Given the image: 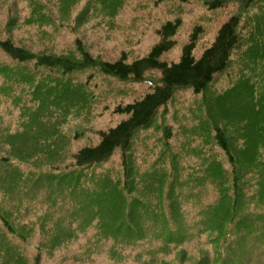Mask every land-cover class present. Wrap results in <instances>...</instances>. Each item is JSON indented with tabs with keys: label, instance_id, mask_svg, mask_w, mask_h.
Returning a JSON list of instances; mask_svg holds the SVG:
<instances>
[{
	"label": "rangeland",
	"instance_id": "rangeland-1",
	"mask_svg": "<svg viewBox=\"0 0 264 264\" xmlns=\"http://www.w3.org/2000/svg\"><path fill=\"white\" fill-rule=\"evenodd\" d=\"M116 1L119 4H113ZM211 1L214 0L164 2L156 6L159 0H9L14 8L0 17V39L12 37L18 47L34 53L78 54L81 46L90 55L105 61L114 62L123 53L133 60L149 54L158 41L155 32L161 25L180 18L182 25L174 39L176 45L162 56L163 61L176 63L194 34L198 37L194 56L199 58L213 42L218 29L232 16H240L244 40L258 23L264 27V0H256L247 10L240 0H231L226 7L218 9L209 8ZM16 15L19 20L9 32L8 24ZM244 44L235 54L232 68L219 79L212 93H217L214 90H220L221 86L228 89L237 75L244 73V65L239 69L238 62L248 47ZM0 59L4 58L0 56ZM1 66H9V69L0 70V89L8 87L0 91L7 98L6 104L0 102V197H8L0 198V264H32L36 253H40L41 264H196L200 250L207 249L200 246L195 250L192 245L199 244L198 240L193 241L186 253L177 251L170 258L156 261V254L160 252L154 241L144 239L127 244L113 236L115 226L111 218L119 214L118 208L113 207L116 198L95 202L89 199L95 196L94 188L84 193L81 186L70 195L66 182L56 186L49 175L38 173L45 164H55L43 152L42 145L47 137L56 138V153L68 163L73 151L71 144L78 136L87 137V132L115 126L121 119L113 116L115 107L142 97L153 87L151 81L159 79L160 74L152 72L141 83H123L98 73V69L75 71L64 77L57 70L37 67L33 63ZM51 78H59L65 86ZM56 91H63L64 95ZM49 98L59 102L53 104L55 110L37 108L35 116L30 117H34L33 123L38 126H35V133L29 131L24 140V133L19 131L26 120L21 122V110L14 108V104L38 105ZM197 105V97L191 92L179 91L173 101L160 110L156 125L138 134L131 156L139 172L136 179L144 176L147 181L137 184L141 194L153 196L146 186L153 181L165 187H173L170 182L175 181L177 200L189 207L197 206L202 188L196 184L188 186L185 182L192 178L195 165L201 163L198 152L204 150L216 159L222 158L221 152L217 153L210 144L212 131L206 121L208 114L197 109ZM38 115L40 117L36 118ZM166 127L173 133L168 142L162 139ZM85 143L80 140V145ZM75 145L76 142L73 148ZM121 153L116 152L110 162L109 171L113 177L118 175ZM31 166H34L32 171ZM189 187H194L196 201ZM253 193L257 194L256 189ZM31 195L36 196L25 199ZM185 195L188 201L183 200ZM215 195L216 201V189L203 192V197L209 201ZM250 210L255 211L256 206ZM258 215L264 216V210ZM7 231L11 238L13 233L17 238L22 237L24 245L9 239ZM176 254L178 259H174ZM260 260L264 264V257ZM255 262L253 259L250 264Z\"/></svg>",
	"mask_w": 264,
	"mask_h": 264
},
{
	"label": "trees",
	"instance_id": "trees-1",
	"mask_svg": "<svg viewBox=\"0 0 264 264\" xmlns=\"http://www.w3.org/2000/svg\"><path fill=\"white\" fill-rule=\"evenodd\" d=\"M240 1L246 10L256 3V0ZM164 2L188 3L189 0H159L156 6ZM230 2L231 0H214L208 2V5L210 9H218L226 7ZM0 8L1 17L4 12L12 10L14 5H10L9 0H0ZM7 14L10 17V13ZM18 20V15L15 20L12 18L8 24L9 32ZM181 23L179 18L176 21H168L157 29L159 42L142 59L135 58L130 61L126 53H123L114 62L105 61L90 55L81 46L78 47V54L34 53L21 46L18 47L13 38L8 37L0 39V56L4 58L0 59V65L33 63L37 67L57 70L64 77L75 71L98 69V73L123 83H141L146 81L148 74L152 72L160 74L159 79L151 81L153 87L149 93L131 103L119 104L115 107L113 116L121 118L115 126L107 130L87 132L88 138L78 136L73 142H76L75 148L73 143L71 144L73 151L70 153L71 159L68 163H64L58 157L55 137H47L42 145L43 152L47 153L55 164L50 163L48 166L45 164L40 167L39 174L49 175L56 182V186L66 182L70 195L79 186L85 193L86 184L94 188L99 195L118 194L121 198L119 205L126 200L123 198L124 190L133 187V182L139 175L131 156L132 146L138 134L153 126L160 110L165 109L179 91L187 90L196 96L197 109L208 114L206 121L211 125L212 131L210 144L216 148L217 153L221 152L222 158L216 159L215 156L204 153V150H201L203 154L201 151L198 152L201 163L199 175L194 180L198 186L203 187V192L208 193L216 189L218 198L215 201V195L213 200L203 204L206 208L203 209L204 220L201 226L198 224L194 228L186 227L187 222L182 219L185 224L183 227L194 229L190 230L189 234L186 233L189 243L198 240L199 244L194 246L195 249L211 242L212 254L208 252L204 257L208 259V264H232L230 259L233 261L236 254H231L230 251L226 253L231 247L228 244V235L235 239L239 246L247 245L249 252L254 253L257 246L247 234L255 232L259 237L253 242H260L264 247V231H261V228H264V216L256 212L257 209L264 210L261 206L264 205V27L258 23V27L248 33L247 39L244 40L240 16L235 15L223 24L212 46L199 59L194 56L198 41L197 35L194 34L183 48L179 62L169 64L161 61L163 54L176 45L174 37ZM244 42L248 47L242 52L238 61L239 69L244 65L242 69L244 73L242 76L237 75L228 89L225 90L221 86L220 90H214L218 94L212 93L211 89L216 87L219 79L226 76L232 68L235 54L242 50ZM6 69H9V66L0 67L2 72ZM50 80L65 86L59 78ZM6 89L8 87H3L0 91ZM57 93L64 95L63 91H56ZM0 102L2 105L7 103L5 95L0 94ZM56 102L59 103L51 98L38 105L16 102L14 108H20L21 122L26 120L19 133H24L25 136L33 126L34 117L31 118L30 115L35 116L37 108L53 112L55 107L52 106ZM39 117L40 115L36 118ZM172 134L170 128L166 129L162 139L169 141ZM94 138L95 140H92ZM80 140H85V145H80ZM77 146L80 147L76 148ZM118 150L122 152L121 162L117 166L118 175L113 177L109 165ZM33 169L34 166H31L30 171ZM5 176H3L4 180ZM118 181L124 185L123 189L119 187ZM255 189L257 194L253 193ZM170 190H173V187ZM35 196H25V199H32ZM201 199H204L203 196ZM143 203L149 210L151 209V203ZM252 206H256L255 211L250 210ZM151 215L152 219L149 223L152 225V238L160 236L167 225L176 226L178 223V227H182L181 221L173 217L171 205L167 204L163 195L156 197L155 209L154 212L151 211ZM144 222L146 223V220ZM174 233L178 234V232ZM201 241L205 242L200 243ZM239 246L236 247L240 250ZM168 253L169 249H164L162 258L165 259ZM35 264H40L38 258Z\"/></svg>",
	"mask_w": 264,
	"mask_h": 264
}]
</instances>
